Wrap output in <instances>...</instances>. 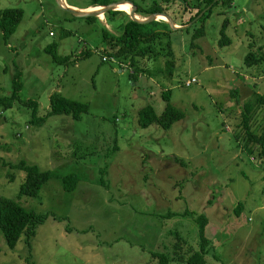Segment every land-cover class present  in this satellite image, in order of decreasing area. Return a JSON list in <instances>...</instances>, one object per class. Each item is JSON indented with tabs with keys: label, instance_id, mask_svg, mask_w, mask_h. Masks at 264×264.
I'll return each mask as SVG.
<instances>
[{
	"label": "rangeland",
	"instance_id": "374dc122",
	"mask_svg": "<svg viewBox=\"0 0 264 264\" xmlns=\"http://www.w3.org/2000/svg\"><path fill=\"white\" fill-rule=\"evenodd\" d=\"M128 1L140 13L157 7L178 26L199 10L198 0ZM91 2L66 0L78 9ZM6 9L25 14L8 41L0 30V97L13 94L17 74L22 85L15 107L0 109V197L58 219L40 225L31 246L23 236L15 250L0 231V264H158L153 255L161 253L170 264H186L200 248L201 215L208 264H264V159L240 126L244 104L264 95V62L246 64L251 52L264 60V0L221 2L189 29L160 25L172 30L161 39L172 57L135 66L112 57L103 36L106 29L121 35L125 14L111 24L107 16L90 22L72 18L56 0H0V12ZM226 23L231 43L221 45ZM201 28L204 36L193 39ZM54 44L69 62L53 60L46 49ZM167 91L184 119L169 130L141 127L139 112L152 106L161 115ZM55 93L90 113L31 123L26 102L37 101L39 116H47ZM253 123L261 134L264 106ZM22 161L52 173L37 196L21 193ZM71 174L78 185L66 191L63 178Z\"/></svg>",
	"mask_w": 264,
	"mask_h": 264
},
{
	"label": "trees",
	"instance_id": "16d2710c",
	"mask_svg": "<svg viewBox=\"0 0 264 264\" xmlns=\"http://www.w3.org/2000/svg\"><path fill=\"white\" fill-rule=\"evenodd\" d=\"M198 0L197 6L199 10L194 16H191L189 21H182L181 26H188L192 23L209 5V9L206 14L200 19H204L210 15L212 9L221 3H232L233 0ZM115 2V0H92L91 4L87 7L92 6H103L109 5ZM133 10V5H131ZM129 10V9H128ZM123 11V10H122ZM114 11L107 14L108 23L111 24L114 19L120 15L125 14L128 17V21L124 24L121 35H113L109 30L103 31V36L106 45L110 49L109 54L112 57L118 58L120 61L128 62L130 65L135 66L138 59H144L147 57L157 59L159 57H172L170 44L166 47L161 46L162 38L167 37L172 30L169 28L162 31L160 25L169 27L168 23L153 22L149 24H138L133 22L124 11ZM24 11L22 9H6L0 12V30L3 33L5 41H8L17 31L24 19ZM137 14L145 17H149L152 14H164L159 11L157 7L148 12H139ZM72 18H75L71 16ZM87 21L93 22L99 20V18H87ZM227 23L224 26L223 38L220 42L221 45L230 44L231 40L226 35ZM189 29V28H187ZM204 36V28L198 29L193 39ZM160 47L158 48L157 46ZM252 47V45H251ZM105 48V47H104ZM49 52L53 60L57 64L67 63L71 57H62L57 53V45H51L46 49ZM102 51H104L102 49ZM92 52H86L83 54L84 57H88ZM262 57L257 56L256 53L251 52L246 58V64L249 67H255L258 64L263 63ZM173 61H166V69L169 75H173ZM22 85L20 84V75L17 74L14 80V92L11 96L0 97V109H11L15 107L16 102L20 99V92ZM237 91V90H236ZM236 94L238 93L235 92ZM162 97L167 101L165 110L161 115H157L152 106H147L139 112V124L143 128H147L150 125L157 124L165 130L171 129V127L184 119V113L179 110L174 104L171 103V91L164 92ZM27 106L33 109V119L31 123H37L44 125L47 122L48 117L56 115H68L72 116L73 119L79 120L83 114L90 113V106L87 104L80 103L74 100H69L64 97L61 93H55L50 99V108L47 116H39V103L34 100L26 102ZM264 106V95H257L255 101H250L244 104V110L242 113L241 128L244 134V140H246L247 146H258L260 149V156L264 159V129L261 134H256L254 131V114L256 107ZM16 167V166H14ZM21 169L27 172V179L22 185L21 193L28 196H37L40 194L41 189L52 179V173L50 171H43L37 166L28 165L25 161H22L18 165ZM78 178L76 175L71 174L63 178V188L66 191H72L77 188ZM243 204H240L237 213H241ZM50 217L58 219L52 214H38L36 211L28 210L22 207L16 200L9 197H0V231L3 236L6 237L7 245L11 250H15L22 237L26 236V242L31 246L32 240L37 236L38 228L44 224ZM197 223L200 226V248L198 251L191 250L188 253L186 264H208L206 260L209 240L206 236V226L208 220L205 216H199ZM177 247V246H175ZM158 260V264H170V258L167 254H154ZM186 258V257H184ZM174 259V258H172ZM175 260V259H174Z\"/></svg>",
	"mask_w": 264,
	"mask_h": 264
},
{
	"label": "water",
	"instance_id": "95a60500",
	"mask_svg": "<svg viewBox=\"0 0 264 264\" xmlns=\"http://www.w3.org/2000/svg\"><path fill=\"white\" fill-rule=\"evenodd\" d=\"M56 1L63 11L67 12L68 14H70L71 16H73L75 18H82V19L100 18L101 14H104V16L106 17L107 14H109L110 12L120 11V10H117V5H119L120 3L124 2V1L130 2L128 0L113 2L109 5H103L102 11H87L86 9H78V7L70 5L68 3H62L60 0H56ZM218 1H220V0H216L215 2H218ZM131 4L133 5V12L131 15H128V16L133 22H136L138 24H149V23H153V22H159L158 17L162 15V16H166L170 20V22L168 24L171 26L172 30L187 29L190 26V25L178 26L176 24V22L165 13L164 14H152L145 19H138L136 16L137 15V9L133 3H131ZM211 6L212 5H209L207 7V9H205L195 20L197 21L198 19L202 18L206 14V12L209 9H211Z\"/></svg>",
	"mask_w": 264,
	"mask_h": 264
},
{
	"label": "bare ground",
	"instance_id": "6f19581e",
	"mask_svg": "<svg viewBox=\"0 0 264 264\" xmlns=\"http://www.w3.org/2000/svg\"><path fill=\"white\" fill-rule=\"evenodd\" d=\"M60 1L62 3H66V0H60ZM121 6H123V7H121ZM86 10L87 11H102L103 10V7L102 6H92V7H87ZM117 10H120V11L123 10L127 15H131L132 12H133L132 7L127 3V1H124V2L120 3L119 5H117ZM136 16H137L138 19H145V18H147V17L142 16L140 14H137ZM105 18L106 17L104 16V14H101L100 19L101 20L102 19L105 20ZM158 20L159 21H163L165 23H169L170 22V20L166 16H162V15L158 17Z\"/></svg>",
	"mask_w": 264,
	"mask_h": 264
},
{
	"label": "built area",
	"instance_id": "2783aa9c",
	"mask_svg": "<svg viewBox=\"0 0 264 264\" xmlns=\"http://www.w3.org/2000/svg\"><path fill=\"white\" fill-rule=\"evenodd\" d=\"M108 59L106 58V57H104V61H107ZM197 82V80L196 79H192V80H190V82H188V86H190V85H192V84H194V83H196Z\"/></svg>",
	"mask_w": 264,
	"mask_h": 264
},
{
	"label": "crops",
	"instance_id": "0c3cea01",
	"mask_svg": "<svg viewBox=\"0 0 264 264\" xmlns=\"http://www.w3.org/2000/svg\"><path fill=\"white\" fill-rule=\"evenodd\" d=\"M74 6V5H73Z\"/></svg>",
	"mask_w": 264,
	"mask_h": 264
}]
</instances>
